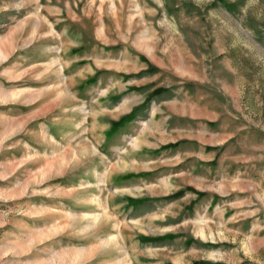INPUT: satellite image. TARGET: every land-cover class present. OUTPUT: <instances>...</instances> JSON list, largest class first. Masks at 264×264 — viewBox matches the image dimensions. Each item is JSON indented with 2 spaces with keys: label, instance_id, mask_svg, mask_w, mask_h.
<instances>
[{
  "label": "rangeland",
  "instance_id": "obj_1",
  "mask_svg": "<svg viewBox=\"0 0 264 264\" xmlns=\"http://www.w3.org/2000/svg\"><path fill=\"white\" fill-rule=\"evenodd\" d=\"M0 264H264V0H0Z\"/></svg>",
  "mask_w": 264,
  "mask_h": 264
}]
</instances>
